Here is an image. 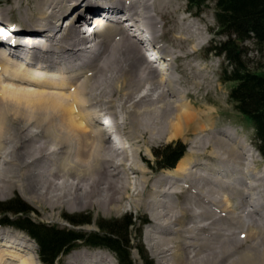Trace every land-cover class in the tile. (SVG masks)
I'll list each match as a JSON object with an SVG mask.
<instances>
[{"label": "bare ground", "instance_id": "1", "mask_svg": "<svg viewBox=\"0 0 264 264\" xmlns=\"http://www.w3.org/2000/svg\"><path fill=\"white\" fill-rule=\"evenodd\" d=\"M22 6L21 23L14 25L10 12ZM83 9L97 14L95 19L86 21ZM100 12L110 19L122 13V20L104 22ZM168 13H178L175 0H13L0 7V23L14 36L36 38L32 49L42 53L36 51L35 59L52 68L51 74L41 71L38 76L23 72L27 67L16 48L0 38V189L19 177L16 182L25 181L20 190L30 193L27 198L61 207L70 195L64 189L68 181L75 202L82 195L91 197L81 207L103 206L106 212L121 209L127 199L153 221L145 243L161 264H264V160L236 129L193 139L178 165L155 178L141 162L139 139L155 144L182 136L187 128L196 132L213 127L211 115L192 110L188 92L173 75L179 54L158 42L164 34L159 19ZM64 15L70 16L57 29ZM178 20L175 38L179 45L192 43L186 54L196 52L202 29L185 17ZM188 65L192 79L209 80L199 64ZM55 70L62 75L53 74ZM101 106L114 118L112 109L123 111L124 128L118 130L108 117L94 114ZM73 111L81 114L76 117ZM53 123L57 131H52ZM32 126L41 128L48 142L37 144ZM83 126L91 128V137ZM195 148L218 162L197 161L191 156ZM178 183L192 192L196 209L185 193L176 204ZM209 230L208 238L198 236ZM18 239L0 232V264L35 263L31 247ZM84 256L70 264H104L107 259L103 254Z\"/></svg>", "mask_w": 264, "mask_h": 264}, {"label": "rangeland", "instance_id": "2", "mask_svg": "<svg viewBox=\"0 0 264 264\" xmlns=\"http://www.w3.org/2000/svg\"><path fill=\"white\" fill-rule=\"evenodd\" d=\"M11 3H13V0H5L3 2L0 1V7L7 8ZM22 3H26V0H22ZM175 3L178 5V13L176 15L168 13L167 15H164V17H162L161 20L159 19V16H156V17H158L159 21H161V24H163V31H164L163 39H161L159 41V43L165 45L171 51L175 50V51H173V53H176V55L179 54V58H178L179 61L177 60L175 63L176 67L174 68L175 71H174L173 75L176 79L179 80V84L183 85V87H184L183 90H186L188 92V94H189L188 95V101L191 102V104H192V110L194 112H200V110L202 109L203 111H205L208 114V116L211 115L213 117V119L210 120V123L213 125V127H215V129L213 127L212 128L208 127L204 131H203V129L202 130L197 129L198 131L196 130V132H195L194 131L195 128H194V130L192 128H187L185 130L184 134H182V136H178V137L172 138V139L167 140V141L165 139H163V141L162 140L155 141V144H154V142H153V144H146V143H144L143 140L139 139L140 140V143H139L140 144V150H141L140 154H141L142 159L144 160L141 162H142V164H144L148 168L150 175H152V177H154V178L157 175H159L160 173L167 170V169L166 170H157V169L152 168V166H156L155 155L153 154L154 149L168 145L170 143H174L176 141H180L186 145V148L188 151V149L193 145V143H192L193 139L199 137V140H200V139H203V137H205L207 135L210 136V134L213 132V130H223L226 127L234 128L239 132L240 137L241 136L245 137L247 139V141L249 143H251L252 146L255 148L253 127L249 123H246L243 120V118L240 116V114L235 110L232 102L229 100V91L232 87V84L224 83L221 79L222 67H224V65H225L224 59L222 57L216 56L213 53L208 52V49L211 47V45L213 44L214 41L218 42V41H224L226 39L224 37H219L217 34L214 33V31L216 29V23H215L213 10H211V8H209V9H206L202 14L196 15L195 12H192V11L190 12L188 10L186 0H175ZM21 10L19 11L17 9L16 10L13 9L12 12H10L9 16H10L11 21L13 22L14 25L21 23V14H24L25 6L24 7L22 6ZM94 10H96V9H94ZM83 12H84V15L82 17L86 18V21L91 22L94 20V19L92 20V17H91L92 15L87 10L84 11V9H83ZM70 15H71V13H70ZM70 15H64L63 17H61V19L58 22H56L55 25H56L57 29H59L61 27L64 28V25L66 24V19ZM89 15H91V16H89ZM169 15H171V16H169ZM173 16L175 19L173 18ZM180 17H185L184 21L187 22L188 24H191L193 22H197L199 24L200 28L202 29L201 36H200V41H202V45L199 46V48L197 49L196 52L186 54V52L189 51L192 43L185 42V43H181L179 45V41L175 38V35L178 34L177 33L178 31L176 28H178V26H179L178 24L180 23V21L178 19ZM173 20H175V21H173ZM193 25H195V24H193ZM172 26L173 27L175 26V27L173 28ZM175 32H176V34H175ZM193 42H195V41H193ZM248 57H250L251 60H253L254 62L255 61H262L261 58L259 57L258 53L255 51L250 52ZM192 61H193V63H192ZM189 63L192 65L199 64V66L201 68L203 67V70H201L202 71L201 74H209V76L207 75L209 77V78L207 77V79H209V80H207V81H205V79L200 80L201 78H199V77L198 78L194 77L192 79V70H191V66L188 65ZM205 71L207 73H204ZM197 81L198 82H204L205 81V82L203 85L198 86L196 84ZM205 83H207V84H205ZM145 84H144V86H146ZM104 108L105 107L101 106L100 110L94 111L95 112L94 114L105 115V117H108L107 122L109 120V122L111 124L112 123L117 124L118 130L119 129L121 130V128H124L121 121H122V117H125V113L123 111L121 112V110L118 107H116L115 108L116 110L112 109V111L115 112V114H117V115H115V118H114L112 115H109V112H111V111L105 110ZM94 109H97V108H94ZM73 114H74V116L77 117V115L81 114V112L73 111ZM109 116L110 117L112 116V119L109 118ZM33 121L31 123H33ZM53 124H54V126L52 127V131H57L58 125L56 123H53ZM43 125H46L45 128L48 127L47 122H45ZM35 128H36L35 126H32L31 130H32V134L34 131L33 138L34 137L39 138L37 140V144H40L42 142H48L47 139L44 140V136L41 133V128H37V129H35ZM54 128H55V130H53ZM84 128L86 129L87 134L91 137L92 136V135H90L91 134L90 133L91 128L86 127V126ZM48 131H49V129H48ZM205 132H207V133H205ZM213 133H216V132H213ZM205 134H207V135H205ZM12 135H13V133H12ZM195 135H196V137H195ZM57 138H59V137L54 135V139H57ZM205 138L207 140V137H205ZM146 142H147V140H146ZM33 144L37 145L35 142H33L30 145H33ZM126 144L128 145V143H126ZM126 144H122V145H126ZM8 147H9V144L6 145L5 150ZM19 147H22V144H19ZM147 147H149V148H147ZM53 148L56 149L57 147L53 146ZM197 150H198V148L193 149V152L191 155L193 158L195 157L194 159H196L197 161L208 162L210 160L209 162H211V163L218 162L215 157H212V158H211V156H208V157L204 156L203 157L200 153V150H198V151ZM187 151H186V154H187ZM186 154H185V156H186ZM200 167H203V166H200ZM194 169H196V167H194ZM22 172L23 171H21L20 174ZM130 176H133V175H130ZM12 178L13 177L8 178V181H6V184L9 183L12 180ZM18 180H19V177L15 178V181L13 183L7 184L6 187L0 189V201H8L16 195L19 196L21 199H23L27 203V205L29 207H31L33 209V212L31 214L32 219H34L35 221L40 222V223H45L48 225L59 226V227H68L70 229L82 231L85 233H97L99 231V229L97 227L96 221H98L99 219H117V218L123 217L124 215H133L137 219V225L131 229L133 245H135L137 243L140 244V242H141V244L145 247L150 258H152L154 260V263L155 264H161V263L157 262V260L151 255V252L148 250L147 245L145 243V237H144L145 232H147L150 224H152L153 221L151 220L150 216L143 211V209L141 207L130 206V203L127 202V199H125L123 201V205L121 206V209H117V211L106 212V209L103 206H83V207H81L80 205H82V203L85 205L86 202L91 197H89L87 195H82V197H83V198H81L82 201L77 200L78 202H75L76 200L74 201V199H72L73 197L71 196L74 193L72 191L73 187H72V185H70V182L68 183V181H67V184H65L64 189L67 190V192H65V193L68 195L70 194V195L65 197V200L62 202L63 204L61 207H58V206L57 207L56 206L50 207L48 204H43L41 202H35V201L27 198V197H30V193L27 192L26 194H23L20 190L21 185L23 183H25V181H23L22 183L19 182V186H18V182H16ZM69 180L71 181L72 177ZM88 180H89V177H86L85 181L87 182ZM130 180L132 181V177H130ZM178 184L181 188H179V192L177 193L178 197L175 201L176 204H179L180 202H178V201H182L184 199V195L186 194L185 198L186 199L192 198V199H190V203H192L194 208L196 209L197 206H196L195 200H193L194 197L192 195V192H190L189 189L184 187L183 184H182V186L180 185V183H178ZM178 184H177V186H178ZM58 185H60V182H58ZM58 185H57V187H58ZM183 187H184V189H183ZM183 190H185V192ZM187 190H189V191H187ZM58 192H60V190ZM71 192H73V193L71 194ZM128 192H131V190L127 191L126 193L124 192V194L127 195ZM187 192L188 193L190 192V195L188 194L189 197L187 196ZM80 193H81V191H80ZM182 193H183V195H182ZM179 195H182V196H179ZM174 196L172 197L173 199L175 198ZM79 213L88 214L90 216V218L93 220V223L83 225L80 227H74L73 225L68 223L63 218L64 215H72V214H79ZM2 217H3V215L0 214V219ZM143 219H147L148 223L143 222ZM220 222H222V221H220ZM1 231H6L7 233H9L12 236L13 240L19 241L18 238H21L22 239L21 241L22 242L24 241L22 243L23 245L27 246L28 248L31 247L30 248L31 253L33 255L32 258H34V260H35L34 264H41V262L38 258L37 243H35L29 237L28 234H26L24 231L22 232V230L19 231V230L7 228L4 226H0V232ZM209 232H210V230L206 231V232H201V233H203L202 235L205 236L206 234L208 235ZM196 235H198V234H196ZM202 235L199 234L198 236L202 237V238H208L209 237V236L203 237ZM225 242L226 241H223L222 244L224 245ZM235 245H233L234 248H236ZM75 249H73L74 251L72 250V253H70L69 255L61 258L57 264H67L68 262L70 264V260H73L71 262V263H73V262H75V259H77L79 257H81V259L84 258L85 254H88L89 256L97 255V254H103L107 258V259H102L101 262H103L104 264H108V263L110 264V262H111V264H119L117 259L114 256V254L111 251H109L108 249L87 248V247H80L76 250ZM218 250L219 249H217L216 251H218ZM235 252H239V250L238 251L236 250ZM132 259H133L135 264H143L142 259L139 255V252L137 251V249H133ZM17 262L18 261L14 262V260H9L10 264H18Z\"/></svg>", "mask_w": 264, "mask_h": 264}, {"label": "trees", "instance_id": "3", "mask_svg": "<svg viewBox=\"0 0 264 264\" xmlns=\"http://www.w3.org/2000/svg\"><path fill=\"white\" fill-rule=\"evenodd\" d=\"M186 3L188 10L196 15L209 8L213 10L214 33L226 39L214 41L208 52L224 59L221 79L232 84L229 100L243 120L253 127L256 148L264 157V0H186ZM253 51L262 61L254 62L248 57ZM186 151V145L180 141L154 149L156 166L152 168L173 169ZM32 212L17 195L0 201L3 215L0 224L23 230L34 239L41 264H56L62 256L81 246L108 249L119 264H135L132 252L137 249L143 264H155L141 242L132 243L131 229L137 225L133 215L99 219L96 221L99 231L85 233L37 222L32 219ZM63 218L74 227L93 223L88 214L64 215ZM143 222L148 223V220L143 219Z\"/></svg>", "mask_w": 264, "mask_h": 264}]
</instances>
